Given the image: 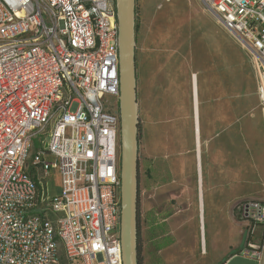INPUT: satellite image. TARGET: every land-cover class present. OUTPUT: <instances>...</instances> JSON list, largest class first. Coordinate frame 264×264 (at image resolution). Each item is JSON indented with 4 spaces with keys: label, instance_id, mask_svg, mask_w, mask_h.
<instances>
[{
    "label": "built area",
    "instance_id": "1",
    "mask_svg": "<svg viewBox=\"0 0 264 264\" xmlns=\"http://www.w3.org/2000/svg\"><path fill=\"white\" fill-rule=\"evenodd\" d=\"M202 1L264 73V0ZM119 50L116 0H0V264H124ZM237 209L264 227V200Z\"/></svg>",
    "mask_w": 264,
    "mask_h": 264
},
{
    "label": "rangeland",
    "instance_id": "2",
    "mask_svg": "<svg viewBox=\"0 0 264 264\" xmlns=\"http://www.w3.org/2000/svg\"><path fill=\"white\" fill-rule=\"evenodd\" d=\"M135 14L138 228L150 214L161 218L158 227L199 226L201 164L207 231L214 234L215 223L228 228L234 248L245 226L238 204L264 200L263 69L231 32L220 35L212 27L206 18H216L202 0H136ZM194 72L202 78L200 153ZM45 139L38 134L35 151ZM51 174L48 200L60 191L59 173ZM242 231L246 243L249 230ZM171 237L177 241L181 235Z\"/></svg>",
    "mask_w": 264,
    "mask_h": 264
},
{
    "label": "crops",
    "instance_id": "3",
    "mask_svg": "<svg viewBox=\"0 0 264 264\" xmlns=\"http://www.w3.org/2000/svg\"><path fill=\"white\" fill-rule=\"evenodd\" d=\"M212 13L215 16L216 20L210 17H207L206 19H208L212 27L218 28V30L220 31V35L225 34L224 32L228 30L224 26H222V24L219 22V18L213 11ZM196 74L198 75L196 90L200 104V99H202V97L200 96L198 85L202 78L201 75H199L198 73ZM198 117L200 122V106ZM200 134L201 132L199 133V137ZM196 144L197 148L198 138ZM200 149L201 137L200 147L198 151L199 153ZM198 169V181L199 185H201L200 191H202V198L200 197L201 201L198 213L200 216L199 226L193 227L192 225H182L179 228H168V226H166V228L158 227L157 224H159V220L161 218L156 217V214H150V216L144 218L141 227L138 228V247L140 250L138 256L139 264H264V227H255L253 229V235L248 238L246 243L242 238V230L247 228L246 226L240 227V229L238 230L239 241L234 246V248H232L230 244V231L228 230V228L215 223L216 228L214 230V234L210 235V233L207 231V227L205 224V200L203 199V169L201 164H199ZM161 216H163L162 219L167 218L164 217V213H162ZM191 233H195L197 236H194V238L188 236V234ZM176 234L181 235V237L177 241L173 240V238L171 237H174V235ZM248 241L262 246V251L259 259L252 258L247 255L244 256L241 254V251L246 248V244Z\"/></svg>",
    "mask_w": 264,
    "mask_h": 264
},
{
    "label": "water",
    "instance_id": "4",
    "mask_svg": "<svg viewBox=\"0 0 264 264\" xmlns=\"http://www.w3.org/2000/svg\"><path fill=\"white\" fill-rule=\"evenodd\" d=\"M136 0H116L120 61L121 248L124 264L138 263L139 139L136 61ZM249 50L240 37L233 34ZM251 51V50H250ZM252 52V51H251ZM253 53V52H252ZM254 54V53H253Z\"/></svg>",
    "mask_w": 264,
    "mask_h": 264
},
{
    "label": "bare ground",
    "instance_id": "5",
    "mask_svg": "<svg viewBox=\"0 0 264 264\" xmlns=\"http://www.w3.org/2000/svg\"><path fill=\"white\" fill-rule=\"evenodd\" d=\"M192 90H193V103L195 106V116H194V122H195V128H196V138H198V147H200V137H199V130H200V122L198 117V111H199V97L196 90V82L198 80V75L196 73L192 74Z\"/></svg>",
    "mask_w": 264,
    "mask_h": 264
},
{
    "label": "trees",
    "instance_id": "6",
    "mask_svg": "<svg viewBox=\"0 0 264 264\" xmlns=\"http://www.w3.org/2000/svg\"><path fill=\"white\" fill-rule=\"evenodd\" d=\"M137 250H138V256H139L140 250H139L138 245H137ZM138 263H139V257H138Z\"/></svg>",
    "mask_w": 264,
    "mask_h": 264
}]
</instances>
